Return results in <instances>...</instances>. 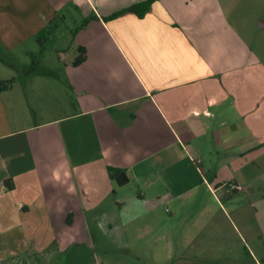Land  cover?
<instances>
[{
	"label": "crops",
	"instance_id": "crops-1",
	"mask_svg": "<svg viewBox=\"0 0 264 264\" xmlns=\"http://www.w3.org/2000/svg\"><path fill=\"white\" fill-rule=\"evenodd\" d=\"M146 1L0 0V264H84V234L132 248L164 211L184 222L158 237L162 264H240V246L264 260V63L235 28L240 0L105 19ZM58 18L82 22L74 52L19 62Z\"/></svg>",
	"mask_w": 264,
	"mask_h": 264
},
{
	"label": "rangeland",
	"instance_id": "rangeland-1",
	"mask_svg": "<svg viewBox=\"0 0 264 264\" xmlns=\"http://www.w3.org/2000/svg\"><path fill=\"white\" fill-rule=\"evenodd\" d=\"M238 15L232 17L235 28L240 31L246 44L254 51L259 60L264 63V26L259 27V22L264 21V0H240ZM78 21V22H73ZM56 23L59 29L55 35L47 41H44V46L40 48V54L37 52L33 57L19 58V62L25 61L30 66L32 58L39 61L40 66H36L37 70L45 71L50 68L55 69V65L58 64V56L56 50L61 48L67 53L66 56L74 52L71 44V31L76 25L82 23L80 19L68 18L57 19ZM85 23V22H84ZM58 45V46H56ZM37 47V44L35 43ZM59 47V48H58ZM5 60L15 64L11 55H5ZM37 63V62H36ZM61 64L60 67H62ZM0 70H7L0 64ZM19 70L15 74H19ZM28 75V74H26ZM19 76V75H18ZM24 78L23 76H20ZM166 206L162 208L164 211ZM171 211H175L172 206H168ZM195 209L193 206L187 208V212H192ZM165 211L160 215L161 218L157 220V224L153 226L154 230L152 234L143 236V240L139 241L132 248L126 246L117 247L111 244V240L106 235H93L89 234L85 237L84 234V264H162L167 260L168 251L164 248V243L158 241V237L163 235L168 227L181 228L183 225L182 216L169 217ZM91 221V220H89ZM175 228V230L177 229ZM104 234H106L104 232ZM99 238V239H98ZM174 248V247H173ZM248 251V250H247ZM245 252L243 247L240 246V264H252L251 257ZM175 252V251H174ZM82 253V254H83ZM58 255V254H55ZM54 255V256H55ZM257 255V254H256ZM56 258V257H55ZM44 260H47L46 255L43 256ZM56 264L63 263L66 260L65 256L59 255ZM81 260V259H80ZM264 264V260L261 261Z\"/></svg>",
	"mask_w": 264,
	"mask_h": 264
},
{
	"label": "trees",
	"instance_id": "trees-1",
	"mask_svg": "<svg viewBox=\"0 0 264 264\" xmlns=\"http://www.w3.org/2000/svg\"><path fill=\"white\" fill-rule=\"evenodd\" d=\"M151 1L152 0H148V1L143 2V3L131 5V6L125 8L123 10H120V11H118V12H116V13L108 16V17H105V19H111V18L117 17V16H119L123 13H126V12L135 13L136 15L141 16L143 13L148 11L150 4H151ZM46 40H47L46 37L44 39L40 38L39 36L37 37V42L40 45V48L44 46V41H46ZM77 52H78L77 56L72 61V64L74 66L79 65L86 58V49L84 47L78 46ZM32 63H33V61H32ZM108 175L118 185L122 186V185H125L126 183H128V177L126 176V174L124 173L123 170H120L117 168H108ZM8 182H9V180L5 181V186H6V188L11 189L13 187V185L9 184ZM67 217L68 218H66V222L71 223V220L69 219L70 215H68Z\"/></svg>",
	"mask_w": 264,
	"mask_h": 264
},
{
	"label": "built area",
	"instance_id": "built-area-1",
	"mask_svg": "<svg viewBox=\"0 0 264 264\" xmlns=\"http://www.w3.org/2000/svg\"><path fill=\"white\" fill-rule=\"evenodd\" d=\"M193 162H194L196 165H199L200 160H199V159H194V158H193ZM231 187H232V188L240 189V186H231Z\"/></svg>",
	"mask_w": 264,
	"mask_h": 264
}]
</instances>
